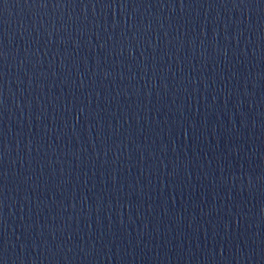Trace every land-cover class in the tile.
<instances>
[{
  "label": "water",
  "instance_id": "1",
  "mask_svg": "<svg viewBox=\"0 0 264 264\" xmlns=\"http://www.w3.org/2000/svg\"><path fill=\"white\" fill-rule=\"evenodd\" d=\"M0 264H264V0H0Z\"/></svg>",
  "mask_w": 264,
  "mask_h": 264
}]
</instances>
